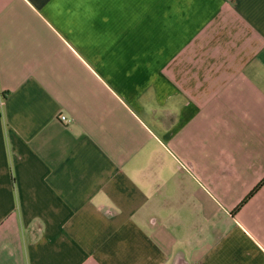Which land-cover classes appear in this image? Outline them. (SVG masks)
<instances>
[{
  "label": "crops",
  "instance_id": "0c3cea01",
  "mask_svg": "<svg viewBox=\"0 0 264 264\" xmlns=\"http://www.w3.org/2000/svg\"><path fill=\"white\" fill-rule=\"evenodd\" d=\"M0 264H264V0H0Z\"/></svg>",
  "mask_w": 264,
  "mask_h": 264
},
{
  "label": "built area",
  "instance_id": "2783aa9c",
  "mask_svg": "<svg viewBox=\"0 0 264 264\" xmlns=\"http://www.w3.org/2000/svg\"><path fill=\"white\" fill-rule=\"evenodd\" d=\"M59 120H60L61 122H63V123L69 121V120L66 119L65 116H60V117H59Z\"/></svg>",
  "mask_w": 264,
  "mask_h": 264
}]
</instances>
